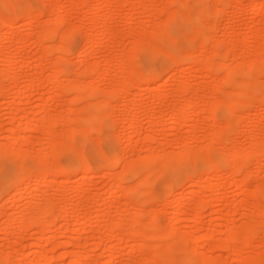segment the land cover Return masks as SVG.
I'll list each match as a JSON object with an SVG mask.
<instances>
[{"label": "rangeland", "instance_id": "1", "mask_svg": "<svg viewBox=\"0 0 264 264\" xmlns=\"http://www.w3.org/2000/svg\"><path fill=\"white\" fill-rule=\"evenodd\" d=\"M11 1L16 2L17 8H20L26 2H30L34 6V9L38 7H43V12L38 17H35L36 12L33 11L28 16H25V18L23 17L24 19L19 18L18 20L13 21L10 26H6V25L4 26V23L2 22V20H0V32L2 30V32L4 33V34H0V69L6 68L8 69L7 72L8 73L10 72V74L12 71H13L12 73H15L16 71L17 76L20 75V77H17V79L19 78L18 81L20 82L19 83L17 81L18 86L15 85L16 87L14 86L12 88L11 94L5 96L2 99L4 101L0 107V144L7 146L12 152L16 153V155L21 154V153H23L24 155V153H26L27 157L29 158L28 155L32 154L30 156L32 159L35 157L34 156L35 154L39 153L37 152L39 150L45 151V153L50 152L52 150L51 147L54 146L52 144L53 142H50L47 144L45 140V137L47 138L46 136L47 133L45 134L46 130H43V129L37 130L32 135L31 133L28 132L29 131L28 129L30 127L29 126L30 124L28 123L30 120L37 121L40 119L42 120L44 118L43 115L41 114V109H42V105L44 102L43 99L46 100V103L48 104L47 106L50 110L48 111L50 113H46V116L45 115L44 116L45 117L47 116L48 117H51V116L58 117V121H56L57 124H55L56 126L54 125L55 128L53 129V131H55L54 134L55 135L58 134L60 136L62 134L65 135V133L67 132L65 136L62 135L63 137H67L68 136L67 134L70 133V129L73 128V126H75L71 124L73 122L70 121L71 120L70 118L66 122V117L68 113L69 115H72V112L71 113L70 111L68 112V110L72 109V106H73V109L81 108L79 113L83 114L84 113L83 110L87 109L86 107L88 106L89 101L92 102L89 105H92V107L93 106L96 107L95 103L98 102L97 100H100L102 98H105V99L107 98L109 102H111L112 104L108 105L107 111L109 110L110 111L108 112L107 117L108 115L109 117L107 119L106 124H102V127L104 129H102L101 135L98 134L99 132H94V131L90 132L89 135L82 134V133L80 134L79 132V134L77 133L78 135L75 136V139H77L78 144L82 142L81 143L82 146L80 144L79 146L77 145L81 153L84 152L86 156L89 155L88 156L89 158L92 155V157L90 158V163L92 164L93 167L99 166L98 162L101 163L100 154H104L105 156H110L115 150L118 151V153L122 156L121 157L119 155L121 159V160L119 159L120 162L118 160L119 166L116 165L115 169L111 171L112 172L114 171V173L120 172L121 175L124 174L123 171L125 169L122 171L123 169L122 166H126V165H123L124 164L123 162L125 160L127 161L129 160L133 162L132 160L134 159V161H137V159L139 160V158L145 156L146 154L148 155L150 151H154L153 153L157 152L158 154L162 153L161 151H165L168 153V154L165 153V157L167 155H168L167 157H171L172 152L180 153V151L184 150L183 147L187 145V147L190 146L189 149L188 148L187 149L188 151L190 150V152L188 153L189 155H191V158H192L195 153V152L193 153L194 150H197L198 152L200 151L201 154L203 153V151L204 153L205 152L207 153L208 152L207 146L213 143L212 146L215 145L216 150L212 148L214 150L212 152H215V156H216V151H218L221 148L220 140L216 138L215 141L211 142L210 138L213 136L212 134L214 132L219 131V130H226L229 139L233 140L230 143H232L231 149L233 147L234 152L241 153V154L244 153L246 155L247 153L249 154L248 151L252 152L251 149L256 151L258 148H260V146H261L260 150L263 151L260 153H258L259 151H257L259 155L253 151L255 154L253 153L254 154L253 155L250 153L249 155L251 156L248 155L249 157H246V158H244V156L243 158H239V156L236 157V155L233 154V156H231L232 166L238 165L242 169L241 170L240 168H238L239 169L238 171H240V174L239 172H237V170L236 172L234 171L236 173V174L234 173V175H236V177L234 178H232L233 176L230 177V179L229 177H227L229 176L228 173L230 172V167L225 168L226 166L222 165L224 166V168H221V171L219 174L222 173V175L219 178H217V176L215 175H212L213 172L208 171V173L206 174L209 175L210 177L207 176L206 178H204L205 177V174H204L203 179L205 181L201 179L199 180L198 183H195L192 180H188L190 176H191V179L192 178L196 179L198 175L200 174V172L204 171L202 170V166H205V164L201 163L203 159L200 157L202 156L206 157L208 153L207 154L205 153L206 155L202 154V156L200 155V157L197 156L198 159L199 158L202 159L200 160L201 162L199 161V164L197 163L196 165H192L193 164L192 162H194V158H193V161L191 162L189 161V164L191 163L190 165H188L189 167L188 166L187 167L178 166L177 169L169 171L168 174H170V176H172L171 174H173L174 176L179 178V181H177L173 185L170 191V194L168 195L165 194V188H164L165 181L164 180L155 181L152 186L150 185L151 189H148L150 187L148 185L146 187L145 185L143 186V183H146V182H143V180H142L143 182L142 185L139 187V184L136 183V182H139L138 179H132L133 177H131L130 179L129 178L125 179L123 181H124V184L134 185L136 188L139 187L140 189L138 190H140L139 191L140 194L138 193V191L134 193H138L139 195L142 194V196L146 195L143 193V191H145L146 193V191L148 192V190H151L148 196H146L148 201L144 203L145 205L144 204L141 205V207L143 206L142 210L145 213V217H143V214H142L143 212L141 213L142 214L141 216L143 217L142 223L147 229L149 228L148 231H151V229H154L151 231V233L152 234L156 233L155 234L156 242L155 241L154 242L157 245L159 244L160 247L161 245H163L164 247L165 245L164 241H166L165 237H163V229L165 230L167 226L170 224L171 222L170 220L172 216L171 212L177 205L179 198L182 195L181 193H183L184 200H185L183 209L185 210L186 213H184L183 218L179 222H177L176 227L177 229L180 230L179 232L183 233L184 231L183 234L186 235L187 237L189 235V237L187 240L188 242L184 244L181 248L182 252L180 250L178 251L173 250L175 253H172L173 252L172 249L171 250L168 249L172 246L165 247L166 250L169 251L168 252L169 254L172 253L170 255H173L176 257V259H173L172 261L174 262V264H182L181 259H191L189 257H191L192 252L194 250H197L198 253L200 252L199 254L202 255L203 259L207 258L208 260L199 261V263H197L198 261L195 262V260H189L191 262L187 264H195V263L197 264H248L246 263L247 259L241 260L240 258L244 250L247 251L246 253H248L247 254L248 261L250 258H253V260L251 259L252 261L250 260L249 264H255L257 263L256 261L259 262L257 258L260 259V263L258 264H261V262L263 264L264 263V214H262L263 210L261 211V209H264V200H263L264 198H262L261 200L259 196H257L256 189L259 188L261 185H262L261 187L264 186V99H260L261 95L259 94H258L259 98H256L257 95L253 93L256 90L255 86L253 85L250 87L248 86L249 88L247 87L245 91L249 95V96L247 94L245 95V99L247 96L249 97V98L247 97L248 103L242 106L244 104L243 103L241 104V107L237 106L235 109L230 110L233 113L229 114V110H228V107L230 106L229 103H224L223 105L221 104L220 110L214 113L212 109L213 106L211 107L212 104L214 105V103L212 102L214 99L211 100V97L214 92L215 93L213 95L218 93V90L219 89L221 90L222 88H225V91L224 89H222L223 92L221 91L222 92L221 94H225L226 92H234L235 90L236 91L240 90L241 86H237V85L241 84L243 80L241 78H244L241 76H245V75H242V74L240 75L238 73L240 79L238 78V76H237L238 80L236 79V77L233 78L235 79L236 83L239 80H241V82L239 81L240 83H237V85H235L236 83L233 85L230 83H228L229 85H225V82L228 79L227 76H226L227 79L224 80L225 82H222L223 79L226 78L224 75H228L227 74L228 72H226L228 70L226 69L228 68L229 65H230V70L235 71L234 68L236 67L238 68V66L240 65L239 63H243V61H248L250 63L246 62L247 63L246 65L249 64L250 67H252L251 63H253V66L256 64L258 66L262 64L263 65L262 68L264 69V60H263L264 59V7L258 11H256L255 9V6L259 2H264V0H224V1L223 0H213V1L210 0L209 1L210 4L208 3L209 5L206 2H204V0L201 2L199 0V3H196V4L194 2L190 3V5L193 6V8H191V10L189 11L190 13H188L189 14L188 19H187L188 21L186 22V27L188 29L185 28L184 23H182L181 21H176L175 24L173 25V31L176 32L178 36L177 40L180 46L179 49L181 48L180 49L181 52L183 50L182 53L184 52L187 53V51L193 50L195 54H198L201 50L200 43L201 44L203 43L202 38H205V37H207L208 39L210 38V42L214 43L215 45L213 44L211 45L210 48H208V52H207L208 55L210 56L212 55L211 53L212 46H216L215 48H217V45H219L218 51L220 52H217L219 55L218 54L216 55V60L220 64L222 63L225 66L221 64L222 66L221 70L217 69L215 70L216 72L211 73L204 66V63L208 61L207 57H209V56L207 57L205 56L206 53L204 56L199 55L197 57L195 55L197 57V60L200 63H202L201 67L200 66L197 67L198 65L194 66L193 64H189L188 62H182L183 64L181 63L179 67L171 66V64H169V61L172 55L170 56L163 55L162 56L163 65L160 69V75L158 78L159 80L158 81L156 80L155 82L156 84L153 83L154 85L153 84L151 85L153 86L152 88L150 86V88L145 89L142 92H140V89L138 88V86L133 87L132 93L128 95L129 97L127 96L122 97L123 96L122 94L116 97L114 95L115 91L113 89L118 91L122 87L124 88L123 85H126L125 84L126 82H130L128 80H130L132 76L128 74L131 73L133 69H134L133 71H136V70L137 71H140V70L148 71L154 68L156 65L155 59H151L152 62L144 61L145 51H143V49L137 54L134 53L135 52L134 47H138V45L136 44L137 40L140 38V40L142 41L143 38L146 39L147 37L148 38L145 40L146 42L149 41L150 39L152 40V38L154 37L153 33L154 32L157 33L158 31L157 29L159 28V25H162V27H164L165 24L163 25V21L164 20L168 21L167 20L168 16H171V15L174 16V14L172 13L173 12L175 13L178 10L179 11L181 10L182 12V8H181L182 4H180V2L175 1L174 3H172L173 0L172 1L171 0H87L86 2H82V0H11ZM182 2H184V0ZM187 2L189 1H185L184 4ZM59 3H61L62 5V8L60 9V13L58 12L60 17L56 14V12L58 11L56 10L57 5H59ZM197 6H198V11L196 9ZM205 6L206 7L209 6L208 11H211V10L212 11L208 12L205 15L201 14L203 16V18H201V16L199 17L198 15L204 11ZM200 8H202V10ZM199 9L201 10V12ZM4 13L8 15L6 11ZM196 16H198L199 18L197 17L196 19ZM57 17H59V19L62 18V20L58 21ZM101 20H103L102 23L106 25V26L104 25V27L108 28L109 32H108V29H104L103 27H101L100 29V26L97 25L98 22H101ZM202 26H204L203 33L199 34L197 32L196 33L194 32L195 29H198L199 27H202ZM49 27H54L55 31L58 30V34L56 33L57 34L56 39L52 41L50 40L51 42L45 40V38L46 39L51 38L49 37L50 35L46 36L43 33L42 37L40 36L42 33V29L49 28ZM54 28H52V30ZM102 28L104 29L103 31H102ZM70 30L72 31L71 35L73 36V40L69 41V37H68V40H66L65 38L67 42L64 41L65 43L62 44V42L59 40V37L60 36L61 38L64 37L63 32L67 31L65 33L67 34V33H70ZM110 30H113L112 31L114 32L113 35L109 34ZM190 30H192L193 32L190 33L191 32ZM59 32H61L62 34H60ZM183 33L186 34V36L188 34L189 36H191L192 34L196 35V38L194 41H191V42L187 41L186 40L187 38H185L186 36H184ZM38 35L42 39L44 35L46 36V37L44 36L43 45H42L43 42L40 43L43 40L42 39L39 40ZM85 36L87 37L89 36L88 38H90L92 42L88 43L87 42L88 39ZM70 39L72 38L70 37ZM160 39H161V42H166V39H168V37L163 35V37H160ZM151 40L148 42V45H150L149 43L151 42ZM145 41L143 42L144 44H145ZM211 43H208V45L210 46ZM56 44L58 45V47L59 45L65 46V48L67 47L66 51H64L66 53L64 54L60 51H57ZM47 45L48 46L50 45V46L47 47ZM65 48L63 50H65ZM47 50H50V51L52 50V51L47 52ZM55 51H57L58 53ZM46 52L48 54L50 53L48 57L49 59H46L47 58L45 56L47 55ZM82 52H85V53L81 55ZM54 53H57V54L54 55ZM125 53H128V55H130L131 53L130 56L134 58V59L131 58V60L129 61L127 60V63L124 62L125 64H128L126 66L125 64L121 65V62H120L121 60L123 62V59L121 58L123 57ZM57 55L58 56L60 55L62 57L60 58ZM12 56H13V59H16V61L9 62V58ZM260 57L262 58V60L260 59ZM55 59L59 60L58 62L61 61L64 63L63 65L61 64L58 65V67L60 66L59 70L60 68L63 70L65 69L69 71L72 70L71 74L73 75L79 74L78 79H81V81L85 82V86H87L88 84H91L90 82H92V80L95 82V84L98 83L96 86L98 89L96 88L95 89L97 91H101L102 94L104 93L103 96L99 92L100 94L98 95L97 93H95L96 96L92 94L94 98L93 97L91 98V95L90 96L88 95V93H90V90H88L86 94L91 98L90 100L87 98L88 100H84V101L80 100V102L77 101L75 104L73 103L74 101L72 100V106H68L67 102L75 93L69 94L70 93L69 92L65 94L66 91H64V94L60 93L62 90V87L66 88L67 84L70 82L69 81L70 79L66 80L67 78L66 79L64 78V79L58 80L57 78V81H56L55 79L58 75L55 74V76L53 75L54 77H52V74L54 73L53 70L55 69H53V67L51 66H53L52 63L54 62ZM130 61L133 62L132 64L134 66L131 64ZM103 62H104V65H103ZM96 63H98L99 66L101 65L102 68L103 66L105 68L107 67L109 68L108 69L109 72L107 76H105V78H101V79L99 77L97 78L98 76L97 72L95 73V75L92 74L94 77L90 75L92 76V78L89 75H88L89 77L85 76V74L82 75L83 74L82 72L85 71V69L88 68V66H91L92 64L94 66V64ZM118 63L120 64L119 67L117 66ZM98 64H96V66ZM227 64L229 65L227 66ZM231 65H233V68L231 67ZM260 66H259L260 68L259 70H261ZM101 67H99V71H101ZM121 67L123 69V72L121 70ZM118 68H120L122 74H120V71ZM85 72H87V69ZM262 72L260 73L258 71L257 73L263 76L259 77L260 79L257 77L256 78L263 83L264 73ZM76 75L74 77H76ZM232 77H234V75H232ZM51 79H54L56 83L54 82V80H51ZM247 79L248 77H246V80ZM181 81L188 82V89L185 88L187 90H184V88L181 89L184 91L177 89L178 87L177 85H179L178 83ZM253 81H256V80L252 79L251 82ZM3 82L8 85L11 84L10 79L8 80L5 79L3 80ZM29 82L34 83V84L37 83V85H35L37 87L26 90V85L29 84ZM83 82L82 84H84ZM72 83L74 82H70L69 84H72ZM197 86H200L196 89H198L201 92L198 93L200 95H196V97L194 98V94L192 96L191 92L194 93L193 91H195L196 89L193 90V88ZM217 88L219 89L216 90ZM19 90L24 91V94H23L24 97L21 101L15 104V107H13L12 101L14 100V96L16 95L15 93L18 92ZM111 91L113 92L112 95H114L113 98H111L112 95H107V92H110L109 94H111ZM139 92L141 93V95L139 94ZM252 94H255L254 95L255 97H252L253 96ZM74 97L76 98V96ZM85 97L86 96H84V98ZM159 98L162 99L160 104H159ZM126 102H130L131 105L129 106V108L125 107ZM207 102L209 103L212 102V103L209 104ZM186 103L187 104L191 103L190 105L188 104L189 109L185 108L187 109V111L186 110L184 111V118L186 120H184L183 117L178 118L177 120L173 118V115L177 113L176 111H178L179 107H181L182 104H186ZM69 105H71V103ZM111 106H114L115 110H113ZM88 108L91 110L90 106H88ZM128 109L131 110L130 114H128L129 112H127L129 111ZM87 111L88 109L86 110V113ZM193 111L195 112L193 113ZM188 112L191 115V119L189 118L187 119V117H190ZM51 113L54 115H51ZM113 113H117L116 115L118 117L114 115ZM88 114L80 115V116L87 117L89 116ZM133 114L138 115L137 116L138 121L140 120L139 121L140 123L138 122V125H139L137 129L138 132L136 130L135 133H134V130L132 131V128L131 129L128 128L129 124L127 121V118H130V117L132 118L134 116ZM21 115H24V121L22 122V124L20 123V120H19L21 118L20 117ZM69 115L68 117H72ZM76 116L77 115H75V117ZM75 117L73 119H75ZM114 117H115V120H113ZM231 117H232V120H230ZM155 118H157V120L161 118L160 122L153 124V120L157 121ZM192 119L194 123V125L192 124L193 126L191 125L192 122H189ZM76 120H78V118H76ZM226 120H227V123H225ZM69 121L71 123H69ZM229 122H231L232 124ZM81 123H83V120L75 122L76 126H79ZM80 126H82V124ZM225 127H229V128L226 129ZM116 133H118V135ZM97 134L99 137L97 136ZM12 135L13 137L17 139L20 138V136L22 137L26 136L27 138L28 137L29 138L28 140L27 138L26 140L24 138L23 142L10 143L11 140L9 141V138ZM82 135L85 136L86 140L83 138L84 136ZM89 136L92 137V139H89L90 138ZM255 137L258 140H254L256 139ZM96 140L98 142L97 146H95L96 143H93ZM259 140H262L260 141V143L262 142L263 144H260L258 142L260 146H258V144L255 145L254 143H256ZM253 144L255 145V147H252ZM256 146H258V148H256ZM83 147H84V151L82 152L83 149L81 150V148ZM96 147H99L101 149H97ZM151 148L152 149L154 148L155 150H152ZM148 149H150V151ZM31 150L32 151L34 150V152H32ZM223 150L225 151V149ZM223 150L222 152L219 151V153H223ZM28 152H32V153L28 154ZM96 154H97L96 156L97 158L95 157ZM156 154L154 155L156 156ZM178 154H176L175 156H177ZM219 155H222V154H219ZM66 156L68 155L66 154L61 159L62 163H66V161L68 160V157ZM212 156L207 155L206 158L208 159V157L210 158ZM50 158L54 160L52 156ZM122 158H123V161H122ZM206 158L204 159L207 161ZM32 159L30 160V162H29V159L27 160V162L25 161V165L27 166V164L28 165L31 164L33 162ZM6 160L7 158H3L2 161H0V198L1 199L4 198L3 201L0 203V212H2L0 215L1 217L4 215L3 218H0V228H1V224H2V227L4 226L3 223H5V225L7 224V218H9L8 215L10 212L13 213V211H15V214L18 215L24 210L22 206L23 204L25 203L33 204L34 203L36 204L35 206H37V204L39 206L42 204L41 206H43L45 201L43 202L42 200H40V198H42L43 196H46L48 198H51V196H55L57 197L56 198V201H57L58 197H61V199L63 198V195H61L62 190L60 188L68 187L70 191L67 190V192L69 191L68 192L69 195H67L68 196L67 199L69 200L70 198L71 199L74 198L75 201H73L74 199L70 201L73 202V205L77 204L76 207L78 206L77 207L78 209L75 206H73V208L70 207V209L75 210V211L77 209V211L80 212L81 215L77 211L76 212L75 211L72 212V210L70 211V215L73 213L72 214L74 217L73 219L75 218L78 219V221H76V219L75 220L69 219V222L71 224V225L69 224L70 230L66 226L65 227L64 226L62 227V225L60 226L62 221H65V220H63L62 218H61L62 220L58 219L60 221H57L58 223H56V226H55L56 227L55 230H57L55 231L56 236H57L56 238L57 241L59 238H60L59 240L64 238L65 242L70 239H72L71 241H73V239L75 238L74 237L75 231H76L75 227H77V223L79 222L78 224H81L80 236L82 238V241L86 242L88 245L86 246L87 249L86 248L83 249L84 250L83 252L84 254H86V258H87L85 259L86 262L84 261L85 262L84 264H103L105 263L110 258V256H108V253H109L108 248L111 245L116 246V258L113 264H151L153 263V261L148 260L150 258L148 257V255L150 256L149 254L150 250H148L149 253H147V250L145 249L144 251L143 250L136 251L137 244L141 243L140 239L137 240L138 243L137 241L135 242L137 238L133 237L135 239L134 240L133 238L129 236L126 239L128 240L131 238L132 239V240L130 239L131 241L130 240L127 241L126 239H124L126 236H123L124 238L121 237L120 238L121 241H119V237H116L118 238V241L116 240V238L109 239L108 235L111 234V231L109 230H106L104 232L105 234L102 233L103 235H105L102 237L107 238L109 240L107 242V240L105 239L106 240L105 242L108 243V245L104 243L105 244V245L103 244L104 246L102 247L99 246L100 249L98 247L95 248L96 246L95 242L96 241L99 242L100 241L99 236H101L100 235L101 233L98 230L99 228L98 226L99 224L101 225L104 222L103 216H100V218H98L99 216H97V214L98 215L104 214L102 212H105L108 207L112 206L109 209L112 210L111 215L113 214L112 217H114L113 219H111L113 223L110 220L111 221L109 222L110 225H114L117 222H126L129 225L132 223V222L129 223L131 216H129V218L126 217L125 221H124V218L123 220L119 219V218H122L120 217L121 212L123 211L121 210V208L126 210L125 209L126 207H127V211H128V208L131 207V209L129 208L130 211L128 212L129 213L131 212L135 220H138V219L142 220L140 218L141 217L140 215L138 216L137 214H133V212L135 213L136 209H132V206L134 208L136 204L131 206V201L137 196V194H135V196L132 197L130 196L132 192L129 194L127 191H124V190H117V191L112 192L111 190L112 186L117 184L118 181L122 179L116 181L117 179L116 176L113 177L112 175L103 177V174L108 171L107 168L101 165L100 167H98V171L96 170L94 174L92 171H90L88 175L83 174V173L79 174V172H75L71 174V176L68 178L69 180L67 181H65L66 178L63 175L55 176V174L53 173L48 176V180L45 181L46 183L44 182V184L38 183V180H40L39 176L38 177L32 176L33 178L31 177V179H29V181L27 180L28 182L25 183L24 192L19 193L23 185L18 184V186L16 185V187H14V189L11 190L10 192L11 194L7 195L4 193L5 183L7 180L12 178L13 175H15V173L17 174L20 168L17 169L18 167L16 165L15 167L11 168L9 165V162H7L8 160L7 161ZM53 160L51 161L54 164ZM143 160L141 158L139 162L142 163ZM195 160L197 159L195 158ZM55 162H56V159H55ZM94 163L96 165H94ZM200 163L202 165H200ZM238 166H236V168ZM141 169H140L141 172L147 171L146 168L145 169L141 168ZM230 173H233V172L231 171ZM90 174H92L93 177H90L89 176ZM247 174L250 175L249 179L246 177ZM141 175L145 176V174L143 173ZM119 176L120 175H118V178H121ZM213 176H215V178ZM243 176L246 177L247 179L244 178ZM3 178H6V179H4L3 181L1 180ZM232 179L234 181H232ZM206 181H209L210 183L214 182V184L220 183L219 187L221 188V190L219 187H218V191L216 189L214 191L213 189L207 188L205 186L207 185L205 184L207 183ZM241 183L242 184L245 183L243 184L244 186H242ZM58 187H60L59 188L60 191ZM55 188L58 189L57 190L58 194ZM192 190H197L198 192V193H194V195L197 194L194 197H192L193 195V193H191ZM80 194H82L84 197H82ZM13 195L15 196L14 198H13ZM139 195L137 196L138 199H139ZM217 195H220V196L217 197ZM75 197H77V199ZM146 197H144L145 199L144 198L142 199L140 196L142 201L140 200L139 201L141 203L145 202ZM185 197L187 198L185 199ZM167 198H169V200ZM165 199H167L168 201L167 200L166 201L169 202L168 207L165 205V203H167L165 202ZM52 200H55V198ZM129 200L131 201L129 202ZM201 200H205L209 202V205L204 208H201L202 217L200 219L202 223L200 224V226L202 227L200 228L198 227L200 229L199 230L197 228V224L199 222H196V220L195 221L193 220L194 219L193 214H195V211L197 210L196 204H198ZM106 204L107 205L111 204V206L110 205L107 206ZM117 206H119L120 208L119 207L116 208ZM79 207L82 209H79ZM136 207H138V205H136ZM97 209H99V211ZM159 209L161 210L165 209V212H166L163 214V217L161 218V220L156 219V215H158V212H159L157 210ZM119 210H121V212ZM153 212L155 213V218L152 215ZM76 213H78V215L80 216H84L83 218L87 217L88 220L89 218L91 219L90 221H88L86 218L85 220L87 221L85 223H81L82 222L81 220L83 218H81L80 216H76ZM15 214L13 213L12 215H15ZM74 214L76 217L74 216ZM159 214L161 213L159 212ZM34 216H36V214H34ZM78 217H80L81 220ZM85 220L83 219V221ZM150 220L154 222L156 221L155 224H157V226L156 225L154 226V222L151 225ZM213 222L218 223L216 227H214L215 225H213ZM230 223H232L233 229L237 230L236 232L238 233V235L240 233L239 235L240 237L242 233L245 236V238L249 240L250 246H251L249 247V251H248V248H246L247 250L244 249L245 246H243L244 244L242 242L244 239L243 238L240 239V237H238L235 244L233 243L234 245L232 246V248L231 247L227 248L223 245L227 237L226 236L227 226ZM140 224L138 223V226ZM156 228H159V229H156ZM94 229H95L94 233L91 232ZM34 230L37 235L32 233ZM36 230L37 228L35 226L34 228L32 227L31 230L27 232V235H26L27 240L25 244L28 243L30 245L33 243L34 245L40 242V244L39 243L38 244L41 247L39 245L38 246L40 249H42L45 252L47 249L51 248L52 246V245H48L46 247L47 249L45 248V246L48 244L47 242H45L46 241L45 239L48 238L46 237L47 232L43 233L44 236H41L40 234L42 233L38 234ZM63 230L66 231V233L63 232ZM83 230L84 231L87 230V231L84 232ZM96 230H98V232ZM64 233L65 235L66 234L67 235L66 236L63 235ZM0 234H2L0 235L1 236L0 238L2 239L0 241V244H1L0 256H2L4 252L7 251L6 250L8 248L7 243L9 242L8 239H9V236H12V235L11 234L9 235V233L7 232L3 234L1 230H0ZM91 234L93 235V237ZM205 234H213L214 237H216V241L217 242L220 241L219 244L217 243L218 244L217 245L215 242L210 243L211 241L209 242L204 241L205 243L203 244L197 243V241H199L198 239L202 235H205ZM31 235L34 238H31L30 237ZM35 235L36 237L40 236L39 238L40 239L43 238V240L42 241L36 240ZM60 235L62 237H60ZM70 235H72L73 238ZM88 235L89 236L91 235V236L89 237ZM191 235H193V237ZM2 237H5V238L8 237V238L3 239ZM189 238H191V240ZM33 240L35 242L37 241L38 242L34 243ZM115 240L117 243L123 246H120L114 243ZM61 241H63V239ZM144 241L145 240H143V242ZM152 242L153 241H149L150 244ZM43 243L44 244L46 243V245L44 246ZM220 243H222V245ZM176 244L178 246L179 242ZM14 245H12L13 248L11 247L12 250L10 249L11 256H13L11 257L12 261H15L14 264H17V263L26 264L27 262H30L28 264H37L38 261L37 262L35 261L38 258L33 257V255L36 256L37 254H34L33 251L40 253L39 252L40 249L38 247H35L34 245L35 247L34 248L33 245H30L31 247H33L31 248L29 247V245H27L28 248L27 246L24 248L26 250H23V248L18 250L16 249V246L17 248L18 247L21 248V246H18V245L14 246ZM65 246H67L65 249L63 246V247H60L59 249L56 248V251L55 249L54 250L50 249L49 252L47 253L49 255V258L51 259H48L47 257V260H49L51 264H69L71 257L67 254L64 255L63 250L64 251H68L69 249L71 250V248L74 246H72V244L71 245L67 244ZM193 248H196V249H193ZM15 249L16 251H14ZM105 249L108 252L105 251ZM166 250L164 251L161 250L160 252L163 251L162 253L164 254V253H167L165 252ZM21 251L25 252V254ZM27 252L30 255V256L29 255L26 256V257H29L28 259L25 258V255L27 254ZM21 253H23L24 256ZM80 253H81V249H77L75 253V257L77 258ZM21 255L24 257V258L22 257L23 259L21 258ZM29 259H31V261ZM160 259L162 260L163 257L157 258V261ZM201 259L202 258H199V260ZM43 262H46V261L44 260ZM12 263H9V264H12ZM163 263L167 264L166 262H163ZM153 264H158V263L156 262Z\"/></svg>", "mask_w": 264, "mask_h": 264}, {"label": "bare ground", "instance_id": "2", "mask_svg": "<svg viewBox=\"0 0 264 264\" xmlns=\"http://www.w3.org/2000/svg\"><path fill=\"white\" fill-rule=\"evenodd\" d=\"M87 0H82V2H86ZM172 1V0H171ZM175 1H178V2H180V4H182L181 5V8H182V12H181V10L178 12L177 10V12H171L172 14H174V16H168L167 17V20L168 21H166V20H164L163 21V25H164V27H162V25H159V28L157 29L158 31H157V33H153L154 34V37L152 38V40H151V42L149 43L150 45H148V42L150 41H145L146 39H142V41L140 40V38L137 40V42H136V44L138 45V47H134V49H135V54H137V53H139L140 51H142V49H143V51H145L144 53V61H151V59H155V61H156V65H155V67L154 68H152V69H150V70H148V71H133L132 70V72L131 73H129L128 71V75H130V76H132L131 77V79L130 80H128V81H130V82H126L125 84L126 85H123L124 86V88L122 87H120L121 89H119L118 91H116L115 89H113L115 92H114V95L117 97V96H119V95H123L122 97H129L128 95H130V93H132V88L133 87H136V86H138V88L140 89V92H142L143 90H145V89H148V88H150V86L153 84V83H155L156 82V80L158 81L159 79V75H160V69H161V67H162V65H163V55H168V56H170V55H172L171 57H170V61H169V64H171V66H177V67H179L180 66V64L182 63V62H188L189 64H193L194 66H197V67H201V65H202V63H200L198 60H197V57L200 55V56H204L205 55V53H206V57L207 56H209V57H207V62L206 63H204V66H205V68L206 69H208L211 73H214V72H216L215 70H217V69H220L221 70V68H222V66H221V64L216 60V55L218 54L217 52H220V51H218L219 50V45H217V48H215L216 46H212V51H211V53H212V55L210 56V55H208V48H210L211 47V45H213L214 43H211L210 42V38L208 39L207 37H205V38H202V40H203V43L201 44L200 43V48H201V50H200V52L198 53V54H195V52L193 51V50H191V51H187V53H182L183 52V50H182V52H181V48L179 49V44H178V36H177V33L176 32H174L173 31V25L175 24V22L176 21H181L182 23H184V26H185V28H187L186 27V22L188 21L187 19H188V13H190L189 11L191 10V8H193V6H191L190 5V3H192V2H194L195 4L196 3H199V0H184V2L185 1H189V2H187V3H185L184 4V2H182L183 0H173L172 1V3H174ZM201 1H203V0H200V2ZM209 1L210 0H204V2H206L207 4L209 3ZM213 1V0H212ZM224 1V0H223ZM210 4V3H209ZM208 4V5H209ZM211 4H212V2H211ZM179 7V6H178ZM209 7V6H208ZM208 7H206L205 6V9H204V11L202 12V13H200L201 12V10H202V8H200L199 10H200V14L198 15L199 17L201 16V18H203V16L201 15V14H207L208 12H211V11H208L209 9H208ZM211 7V6H210ZM264 7V2H259L256 6H255V9H256V11H258V10H261L262 8ZM62 8V5H61V3H59V5H57V9L56 10H58L57 12H56V14L60 17V15L58 14V12L60 13V9ZM178 9V8H177ZM197 11H198V6H197ZM255 9H254V11H255ZM7 12L8 13V15L6 14V13H4V12ZM33 11H35L36 12V15H35V17H38L42 12H43V7H38V8H36V9H34V6L30 3V2H26L23 6H21L20 8H17V4H16V2H12L11 0H1L0 1V20H2V22L4 23V26L6 25V26H10L11 25V23L13 22V21H15V20H18L19 18H22V19H24L25 18V16H28L31 12H33ZM177 13V14H176ZM211 14V13H210ZM198 16H196V19H197V17ZM207 16H209V15H207ZM24 17V18H23ZM59 17H57L58 19V21H60V20H62V18H60L59 19ZM198 17V18H199ZM205 17V16H204ZM102 21L103 20H101V22H98V24L97 25H99L100 26V29H101V27H103L104 29H108V28H106V27H104V23H102ZM180 22V23H181ZM100 23V24H99ZM102 23V24H101ZM157 24V23H156ZM155 24V25H156ZM157 25V26H158ZM199 25H201V24H199ZM106 26V25H105ZM2 27V26H1ZM98 27V26H97ZM162 27V28H161ZM49 28H50V30H49ZM49 28H44V29H42V33H41V37H42V34L44 33L46 36H49V37H51V38H48V39H46L45 38V40L46 41H52V40H54V39H56V35L58 34V30H56L55 31V28L54 27H49ZM52 28H54L53 30H52ZM99 28V27H98ZM102 28V31L104 30ZM99 29V30H100ZM188 29V28H187ZM45 30V31H44ZM161 30V31H160ZM196 30V31H195ZM194 30V32L196 33H203L204 32V26H202V27H199L198 29H195ZM47 31V32H46ZM48 31H50V32H48ZM54 31V32H53ZM69 31V30H68ZM101 31V30H100ZM113 30H110V35H113V33L114 32H112ZM191 32L190 33H192L193 31L192 30H190ZM46 32V33H45ZM67 31H65V32H63L64 34V37H62L61 38V36H60V34H62L61 32H59L60 34H59V40L62 42V44H64L65 42H67L66 40H68V37H69V41L70 40H73V36L71 35L72 34V31L70 30V33H67V34H65ZM108 32H109V29H108ZM57 33V34H56ZM74 33V32H73ZM0 34H4L3 32H2V30H1V32H0ZM40 34V33H39ZM184 34V33H183ZM44 35V36H45ZM88 35V34H87ZM152 35V34H151ZM150 35V36H151ZM163 35H165L166 37H168V39H166V42H161V39H160V37H163ZM181 35V34H180ZM39 35H38V38H39V40H41L42 38L40 37ZM44 36H43V39H44ZM45 36V37H46ZM55 36V37H54ZM184 36H186V34H184ZM70 37L72 38V39H70ZM88 40H87V42L88 43H91L92 42V40L90 39V38H88L87 36H85ZM53 38V39H52ZM62 40H61V39ZM65 38H66V40H65ZM185 38H187L186 40L187 41H194L195 40V38H196V35H191V36H189V34L185 37ZM42 39V40H43ZM155 39V40H154ZM206 39V40H205ZM91 40V41H90ZM205 40V41H204ZM38 41V40H37ZM50 41V42H51ZM59 41V42H60ZM65 41V42H64ZM68 41V42H69ZM136 41V40H135ZM139 41V42H138ZM141 41V42H140ZM145 41V44L143 43ZM40 42V41H39ZM43 42V43H42ZM199 42V41H198ZM40 43H42V45L44 44V40L43 41H41ZM46 43V42H45ZM146 43H147V45H146ZM208 43H211L210 44V46L208 45ZM143 44V45H142ZM199 44V43H198ZM50 45H51V43H50ZM49 45V46H50ZM57 45V44H56ZM136 45V46H137ZM146 45V46H145ZM189 45V44H188ZM202 45V46H201ZM215 45V44H214ZM45 46V45H44ZM48 45H47V47H49ZM143 46V47H142ZM182 46V45H181ZM199 46V45H198ZM209 46V47H208ZM62 48V50H61V48ZM56 50L57 51H60V52H62V53H66V52H64V51H66V49H67V47L65 48V46H61V45H59V47H58V45L56 46ZM58 48H60V49H58ZM65 48V50H63ZM199 48V49H200ZM53 49H55V48H53ZM52 49V50H53ZM137 49V50H136ZM51 50V51H52ZM50 50H47V52H51ZM57 51H55V52H57ZM130 51V50H129ZM128 51V52H129ZM198 51V50H197ZM46 52V54L47 55H45L47 58L46 59H49L48 57H49V54ZM54 52V51H53ZM52 52V53H53ZM58 53V52H57ZM57 53H54V55L55 54H57ZM83 53H85V52H82L81 53V55L83 54ZM61 54V53H60ZM130 55H131V53H130ZM130 55H128V53H125L124 55H123V57L121 58V59H123V62H122V60L120 61L121 62V65L122 64H125V63H127V60L129 61V60H131V58H132V56H130ZM133 55V54H132ZM197 57H196V56ZM219 55V54H218ZM44 56V57H45ZM58 56V55H57ZM56 56V57H57ZM58 57H62V56H58ZM136 57V56H135ZM205 57V58H206ZM15 58V57H14ZM209 58V59H208ZM132 59H134V58H132ZM135 59H137V58H135ZM259 59V58H258ZM260 59L262 60V58L260 57ZM259 59V60H260ZM259 60H258V62H259ZM264 60V59H263ZM10 61H16V59H13V56L12 57H10L9 58V62ZM59 60H54V62L52 63L53 64V66H51V67H53V69H55V70H53L54 71V73L52 74V77H54L55 76V74L56 75H58L59 77H61V78H59L58 76L56 77V81H57V78H58V80L59 79H66V80H68V79H70L69 81L70 82H74V83H72V84H67V86H66V88H63L62 87V90H61V92H60V90H59V92L62 94H64V91H66L65 92V94L66 93H69V94H72V93H75V94H73V96L69 99V101L67 102V105L68 106H72V100L74 101L73 103L75 104L77 101H79L80 102V100H82V101H84V100H90L92 97H93V95L92 94H94L95 95V93H97V95L98 94H100L101 93V91H97L96 89H98L96 86H97V84H95V82L92 80V82H90L91 84H88L87 86H85V82H83V81H81V79H78L79 77H78V75H76V77H74L75 75H73V74H71V71H69V70H63V69H61L60 68V70H59V67H58V65L59 64H61V65H63L64 63L63 62H58ZM133 61V60H132ZM217 61V62H216ZM106 62V61H105ZM125 62V63H124ZM131 62V61H130ZM152 62V61H151ZM250 63V62H248V61H243V63H239L240 65L238 66V64H237V66H238V68L236 67V68H234L235 69V71L233 70H230V65L229 64H227V66H228V68L227 67H225V68H227L226 70H228V71H226V72H228L227 74L229 75H224L225 77L227 76L228 77V79H227V77L226 78H224L223 79V81L222 82H225L224 80L225 79H227L228 80V82H227V80H226V82H227V84H226V82H225V85H229L228 83H230V84H235L236 82H235V79H233V78H235L236 77V79H237V76H238V78H239V74L241 75H245L246 77H248V79L246 80V77L245 76H241V77H244V78H241V79H245L244 81L242 80V82H241V80H239L240 82H241V84H239V85H237V83H240L239 81L235 84V85H237V86H241L240 87V90L239 91H234V92H226L225 94H221L222 92H223V90L222 89H224V91H225V88H222L221 90L219 89V88H217L216 90H218V93H216L215 95H213L212 94V97H211V100H213L212 102L214 103V105L212 104L211 105V107H212V109H213V111H214V113H216L217 111H219L220 110V106H221V104L223 105L224 103H229V107H228V110H229V114H232L233 112L232 111H230V110H232V109H235L237 106H240L241 107V104H243L242 106H244V105H246L247 103H248V94L245 92L246 91V89H247V87L249 86H255V92H253V93H255L256 95H257V97L256 98H259L258 97V94L259 95H261V97H260V99H264V98H262V97H264V86H263V84H264V82L262 83L260 80H258L257 78H259V77H261V76H263V75H261V74H259V73H257L258 71L261 73L262 72V70H263V72L262 73H264V69L262 68L263 67V65L262 64H260V65H262V66H260L261 67V70H259L260 68H259V66L256 64V65H254L253 66V63H251L252 65V67H250V65L248 64V65H246L247 63ZM257 62V61H256ZM58 63V64H57ZM107 63V62H106ZM133 62H131V64H132ZM234 63V62H233ZM245 63V64H244ZM51 64V65H52ZM96 64H98V63H96ZM96 64H94V66H93V64L91 65V66H88V68H86L87 69V72H85L86 71V69H85V71H83L82 73V75H84L85 74V76H90V75H95V73L97 72L98 73V76H97V78L99 77L100 79L101 78H105V76H107V74H108V72H109V68L107 67V65H106V67L107 68H105L103 65H104V62H103V68L101 67V65L99 66V64L96 66ZM183 64V63H182ZM244 64V65H243ZM66 65V64H65ZM126 65H128V64H125V66ZM133 65V64H132ZM223 65V64H222ZM234 65V64H233ZM233 65H231V67L233 68ZM101 67V71H99V67ZM109 66V65H108ZM117 66L119 67L120 66V64L118 63L117 64ZM124 66V67H125ZM134 66V65H133ZM132 66V67H133ZM223 66H225V65H223ZM235 66V65H234ZM241 66V67H240ZM256 66H258V67H256ZM68 67V66H67ZM110 67V66H109ZM202 68H203V66H202ZM224 68V67H223ZM52 69V68H51ZM119 69V71H120V74H122V72H123V69H122V67H121V70H122V72H121V70H120V68H118ZM132 69V68H131ZM174 69H176V68H174ZM7 70L8 69H4V68H1L0 69V107H1V105H2V103H3V101L4 100H2L5 96H7V95H9V94H11V90H12V88L16 85V86H18V79H17V77H20V75L19 76H17V73H16V71H15V73H12L11 72V74H10V72L8 73L7 72ZM177 70H178V68H177ZM207 70V71H208ZM52 71V72H53ZM99 71V72H98ZM85 72V73H84ZM234 73V74H233ZM236 73V74H235ZM239 73V74H238ZM19 74V73H18ZM238 74V75H237ZM54 75V76H53ZM92 75V76H93ZM232 75H234V77H232ZM259 75V76H258ZM88 76V77H89ZM92 76H90L91 78H92ZM94 77V76H93ZM257 77V78H256ZM255 78V79H254ZM5 79H10V82H11V84H5L4 82H3V80H5ZM232 79V80H231ZM240 79V78H239ZM252 79L253 80H256V81H253V82H251L252 81ZM260 79V78H259ZM51 80H54V79H51ZM54 80V82L56 83V81ZM73 80V81H72ZM229 80H230V82H229ZM238 80V79H237ZM260 82H258V81ZM18 81V82H17ZM80 81V82H79ZM31 82H33V81H31ZM51 82H53V81H51ZM82 82L84 83V84H82ZM234 82V83H233ZM251 82V83H250ZM9 83V82H8ZM20 83V82H19ZM221 83V82H220ZM258 83V84H257ZM156 84V83H155ZM179 85H177L178 87H177V89H183L184 88V90H187L188 89V82H186V81H181V82H179L178 83ZM257 84V85H256ZM35 85H37V83H30L29 82V84H27L26 85V90H28V89H30V88H35V87H37V86H35ZM69 85V86H68ZM154 85V84H153ZM15 86V87H16ZM64 86V87H65ZM153 86H151V88H152ZM198 87H200V86H197V87H195V88H193V90L194 89H196V88H198ZM248 87V88H249ZM96 88V89H95ZM185 88H187V89H185ZM214 88H216V87H214ZM213 88V89H214ZM221 88V87H220ZM233 88V87H232ZM245 88V89H244ZM15 89V88H14ZM60 89H61V87H60ZM23 90V89H22ZM22 90H19L18 92H16L15 94V96H14V100L12 101V106L13 107H15V104L16 103H18L19 101H21L22 99H23V97H24V91H22ZM25 90V89H24ZM88 90H90V93H88V95L90 96L91 95V98L86 94V92H88ZM184 90H181V91H184ZM201 90V89H200ZM234 90V89H233ZM232 90V91H233ZM63 91V92H62ZM68 91V92H67ZM92 91V92H91ZM191 91H192V89H191ZM215 91V90H214ZM222 91V92H221ZM229 91V90H228ZM100 92V93H99ZM139 92V94L141 95V93ZM145 92V91H144ZM144 92H143V94H144ZM194 93H192L191 92V94H192V96H193V94H194V98L196 97V95H200V94H198L199 92H201V91H199L198 89H196L195 91H193ZM248 92V91H247ZM106 93V92H105ZM110 92H107V95H112L113 94V92L111 91V94H109ZM220 93V94H219ZM86 94V95H85ZM104 94V93H103ZM103 94L101 93V95L103 96ZM117 94V95H116ZM218 94H219V96H218ZM248 95L247 97H246V99H245V95ZM255 94H252L253 96L252 97H255L254 95ZM114 95H112V97L111 98H113V96ZM59 96V95H58ZM74 96H76V98L74 97ZM84 96H86L85 98H84ZM96 96V95H95ZM105 96H106V94H105ZM213 96H214V98H213ZM73 97H74V99H73ZM84 98V99H83ZM88 98V99H87ZM94 98V97H93ZM193 98V97H192ZM77 99V100H76ZM217 99V100H216ZM44 100V102H43V105H42V109H41V114L43 115V119L41 120H37V121H33V120H30L29 121V123L28 124H30L29 126V133H31V135L35 132V131H37V130H40V129H43V130H46L45 131V134H46V136H47V138L45 137V140H46V142H47V144L48 143H50V142H53L52 144L54 145H52L53 147H51V151L50 152H46L45 153V151H42V150H39V151H37V152H39L38 154H35L34 156V158L32 159L30 156L32 155H28L29 156V158L27 157V155H26V153H24V155H23V153H21V154H18V155H16V153H14V152H12L7 146H5V145H3V144H0V161H2V159L3 158H7V162H9V165H10V167L11 168H13V167H15V165L18 167L17 169H19V172L16 174L15 172V175H13V177L12 178H10L9 180H7L6 181V183H5V194H11L10 192H11V190H13L14 189V187H16V185L18 186V184L19 185H23L22 187H21V191L19 192V193H22V192H24V190H25V183L26 182H28L29 181V179H31V177L32 176H39V178H40V180H38V183L39 184H44V182L45 181H47L48 180V176L49 175H51V174H55V176H59V175H63L65 178H66V180L65 181H67V180H69L68 178L71 176V174H73V173H75V172H79V174L80 173H83V174H86V175H88L89 173H90V171H92L93 172V174L96 172V170L98 171V167H100L101 165L103 166V167H105V168H107L108 169V171L107 172H105L104 174H103V177L105 176H116V181H118V180H120V179H122V180H120V181H118V183L117 184H115V185H113L112 186V188H111V190H112V192L113 191H117V190H124V191H127L128 192V194L129 193H133V195H132V193L130 194V196H135V194H137V196L140 194V190H138V189H140L139 187L142 185V183L143 182H146V183H143V186L145 185V187L148 185V186H152L153 184H154V182L155 181H157V180H164L165 181V183H164V188H165V194L166 195H168V194H170V191H171V189H172V187H173V185L177 182V181H179V178H177L176 176H174L173 174H171L172 176H170V174H168L169 173V171L170 170H174V169H177L178 168V166H180V167H187L188 165H190L189 164V161L191 162V161H193V158H194V162H192L193 164L192 165H196L197 163L199 164V161L200 160H202L203 159V161L201 162V163H203V164H205V166H202V170H204V171H202V172H200V174L198 175V177L196 178V179H191V176L189 177V179L188 180H192V181H194L195 183H198L199 182V180H201V179H203V176H204V174H205V177L204 178H206L207 176H209V175H207L206 173H208V171L209 172H213V174L212 175H215V176H217V178H219V177H221V175H222V173L221 174H219L220 173V171H221V168H224V166H226L225 168H229L230 167V172L232 171L233 173H228L229 174V176H227V177H229V179H230V177H232V178H234V177H236V175H234V173L236 172V170H237V172H239V174H240V171H238L239 169L238 168H240L241 169V167H239L238 165H233L232 166V161H231V156H233V154L234 155H236V157L237 156H239V158H243V156H244V158H246V157H249V156H251V155H249L250 153L251 154H253L254 152L256 153V154H258V153H260V152H263V151H261L260 150V148H261V146H260V144H263L262 142L260 143V141H262V140H259V141H255L256 143H254L255 145L256 144H258V146H260V148H258V146H256V148H258L256 151H254L253 149H251L252 150V152L251 151H248L249 152V154L247 153L246 155L244 154V153H236V152H234V149H233V147H232V149H231V144L232 143H230L231 141H233L232 139L230 140L229 139V137H228V134H227V131L226 130H219V131H216V132H214L212 135V137L210 138V141L212 142V141H215L216 140V138L218 139V140H220V149L218 150V151H216V156H215V152H212V151H214V150H216V148H215V145H213L212 146V144L213 143H211L210 145H211V147H210V145H208L207 147L209 148H207V150H208V156L210 155V156H212V157H208V159L206 158L207 157V155L204 153V151H203V155H206V157H203L202 156V154L200 153V151L198 152L197 150H194V149H192V150H194L193 151V153H194V155H193V157L191 158V155H189V153L188 152H190V150L188 151V149H189V147L190 146H188L187 147V145H185L183 148H184V150H182V151H180V153L178 154V153H175V155L176 154H178L177 156H175L174 155V153L172 152V155L174 156H172L171 155V153H170V155H171V157H167L168 155V153L167 152H165V151H161L162 153H157L156 151V153H153L154 151H150V149H148L150 152L148 153V155L146 154L145 156H143V157H141L142 158V163L141 162H139V160H141V158H139V160L137 159V161H134V159L132 160L133 162H131V161H127V160H125L123 163V165H126V166H122L123 167V169H122V171L124 172V174L123 175H121V173L119 172V173H114V171L112 172L111 170H114L115 169V167H116V165L117 166H119L118 165V160L120 159V157H119V153H118V151H114L110 156H105L104 154H100V160H101V163H99L98 162V165L99 166H96V167H93L92 166V164L90 163V158L92 157V155L90 156V158L88 157V156H86L85 154H84V147L83 148H81V150H82V152L83 153H81V151L79 150V144L82 146V142H80L79 144L77 143V139H75V136L76 135H78L79 134V132H80V134L82 133V134H90V132H99L98 134H100L101 135V131H102V129H104L103 127H102V124H106V122H107V119H108V117H109V115H108V117H107V114H108V112L110 111H107V108H108V105H110V104H112L111 102H109V100L106 98H102V99H100V100H97L98 102H96L95 103V105H96V107L95 106H93V107H95V108H93L92 107V105H89V104H91L92 102H88V106H90L91 107V110L88 108V106L86 107L87 109H88V111H87V113H86V110H83L84 111V113L82 114V113H79L80 112V109H78V108H74V109H76V110H74L73 109V106H72V109H73V111H72V109H70V110H68V112L70 111V113L72 112V115H69V113H68V115L69 116H72V117H68V115H67V117H66V122L69 120V118L71 119L70 121L71 122H73V123H71L70 121H69V123H71V124H73V125H75V126H73V128H71L70 129V133L69 134H67L68 136L67 137H63L62 135H64V134H62V135H58L57 133V135H55L54 133H55V131H53V129L55 128V124H57V122L56 121H58V117H56V116H51V117H45L46 116V113H50V112H48V111H50L49 110V108H48V104L46 103V100L45 99H43ZM128 100V99H127ZM210 100V99H209ZM210 100V101H211ZM216 100V101H215ZM244 100H245V102H244ZM71 101V102H70ZM129 101V100H128ZM162 101V99L161 98H159V104H160V102ZM131 102V101H130ZM130 102H126L125 103V107L126 108H129V106L131 105L130 104ZM135 102V101H134ZM212 102H210V103H212ZM71 103V105H69ZM207 103H209V102H207ZM209 103V104H210ZM73 104V105H74ZM158 104V105H159ZM189 104V103H188ZM187 103L186 104H182V106L181 107H179V109H178V111H176L177 113H175L174 115H173V118H175L176 120L178 119V118H182L183 117V119L184 120H186L185 118H184V111L186 110L187 111V109H189L188 108V106L191 104H189L188 105ZM113 105H114V103H113ZM133 105V104H132ZM136 105V104H135ZM228 105V104H227ZM187 106V107H186ZM67 107V106H66ZM111 108H113V110H115L114 109V106H111ZM185 108H187V109H185ZM68 109V108H67ZM117 109V108H116ZM125 109V108H124ZM129 111H127V112H129L128 114H130V112H131V110L130 109H128ZM90 111V112H89ZM118 111V110H117ZM76 112V113H75ZM78 112V113H77ZM88 112H89V114H88ZM112 112H114V111H112ZM111 112V113H112ZM116 112V111H115ZM125 112V111H124ZM192 112V111H191ZM195 111H193V113H194ZM231 112V113H230ZM118 113V112H117ZM117 113H113L114 115H116ZM126 113V112H125ZM134 113V112H133ZM74 114V115H73ZM86 114H88L89 116H80V115H86ZM110 114V113H109ZM188 114H189V116L190 117H187V119L189 118V119H191V115H190V113L188 112ZM228 114V115H229ZM45 115V116H44ZM49 115V114H48ZM51 115H54V114H52L51 113ZM75 115H77L76 117H75ZM119 115V114H118ZM127 115V114H126ZM134 116L131 118L130 116V118H127V121H128V124H129V127L128 128H132V131L134 130V133H135V131L138 129V122L140 121H138V118H137V116L138 115H135V114H133ZM234 115V114H233ZM111 116H113V115H111ZM117 116V115H116ZM21 118L19 119L20 120V123L22 124V122L24 121V115H21L20 116ZM75 117V119H73ZM118 117V116H117ZM117 117H116V119H117ZM233 117V116H232ZM232 117L230 118V120H232ZM76 118H78V120H76ZM113 118V117H112ZM159 118V117H158ZM172 118V119H173ZM242 118V117H241ZM80 119H82L83 120V123H81L82 124V126H76V124H75V122H77V121H82V120H80ZM156 120H157V118H155ZM113 120H115V117H114V119ZM160 120H161V118L160 119H158L157 121H155V120H153V124H155V123H158V122H160ZM244 120V119H243ZM155 121V122H154ZM174 121V120H173ZM114 122V121H113ZM124 122V121H123ZM126 122V121H125ZM189 122H192L191 123V125L193 124L194 125V123H193V119L192 120H190ZM188 122V123H189ZM232 122V121H231ZM231 122H229V123H231ZM243 122V121H242ZM127 123V122H126ZM140 123V122H139ZM225 123H227V120H226V122ZM111 124H112V122H111ZM232 124V123H231ZM55 125V126H54ZM192 125V126H193ZM225 125H227V124H225ZM105 126V125H104ZM112 126V125H111ZM189 126H190V124H189ZM77 127H79V128H77ZM126 127V128H127ZM230 127V126H229ZM229 127H225L226 129H228ZM108 128V127H107ZM73 129V130H72ZM78 129V130H77ZM72 130V131H71ZM108 131V130H107ZM131 131V132H132ZM137 132H138V130H137ZM230 132V131H229ZM67 133V132H66ZM66 133H65V135H66ZM78 133V134H77ZM98 134H97V136H98ZM108 134V133H107ZM117 135H118V133H116ZM64 135V136H65ZM92 135V134H91ZM113 135V134H112ZM82 136H84V135H82ZM90 137V136H89ZM99 137V136H98ZM24 138H25V140H26V136L25 137H22V136H20V138H15V137H13V135L12 136H10V138H9V141L11 140V142L10 143H12V142H23L24 141ZM29 138V137H28ZM28 138H27V140H28ZM79 138V137H78ZM84 139H85V136L83 137ZM108 138V137H107ZM256 138V137H255ZM80 139V138H79ZM89 139H92V137H90ZM110 139V138H109ZM45 140H44V142H45ZM48 140V141H47ZM51 140V141H50ZM81 140H82V138H81ZM86 140V139H85ZM98 140V139H97ZM97 140L95 141V142H93V143H96L95 144V146H97L98 145V142H97ZM100 140V139H99ZM254 140H258L257 138L256 139H254ZM80 141V140H79ZM93 141V140H92ZM91 141V142H92ZM90 142V141H89ZM260 144H259V143ZM87 144V143H86ZM252 145V147H255V145ZM78 145V146H77ZM85 145V144H84ZM51 146V145H50ZM87 147H88V145H87ZM86 147V148H87ZM91 148V147H90ZM97 149H101V148H99V147H96ZM120 148V147H119ZM188 148V149H187ZM214 150H213V149ZM255 148V149H256ZM152 149V148H151ZM191 149V148H190ZM212 149V150H211ZM223 149H225V151L223 150V153H219V151H221L222 152V150ZM147 150V151H148ZM152 150H155L154 148L152 149ZM206 150V151H207ZM233 150V151H232ZM32 151V150H31ZM47 151V150H46ZM103 151V150H102ZM102 151H100V152H102ZM121 151V150H120ZM186 152L187 153V155H189V156H187L186 155V153H184V152ZM210 151V152H209ZM254 151V152H253ZM257 151H259L258 153H257ZM32 152H34V150L32 151ZM32 152H28V154H30V153H32ZM164 152V153H163ZM199 154H198V153ZM202 152V151H201ZM233 152V153H232ZM165 153H167L166 155V157H165ZM191 153H192V151H191ZM213 153V154H212ZM217 153H219V154H222V155H219V154H217ZM232 153V154H231ZM236 153V154H235ZM254 153V154H255ZM34 154V153H33ZM68 155V156H66V157H68V160L66 161V163H62L61 162V159L63 158V156H65V155ZM154 154H156V156L154 155ZM238 154V155H237ZM244 154V155H243ZM253 154V155H254ZM37 155V156H36ZM157 155H158V157H159V159H158V157H157ZM187 157H186V156ZM200 155L202 156V157H200ZM249 155V156H248ZM259 155V154H258ZM53 157L54 158V160L53 159H51L50 157ZM97 156V154L95 155V157ZM121 156V155H120ZM196 156V157H195ZM200 157V158H202V159H198V157ZM122 157V156H121ZM157 157V158H156ZM191 158V159H189V158ZM216 157V158H215ZM29 159V162H30V160L32 159L33 160V162L31 163V164H27V166L25 165V161L27 162V160ZM97 158V157H96ZM161 158V159H160ZM195 158L197 159V160H195ZM204 158H206L207 159V161L204 159ZM53 160L54 161V164H53V162L51 161V160ZM55 159H56V162H55ZM121 160V159H120ZM120 160H119V162H120ZM5 161V160H4ZM122 161H123V158H122ZM126 161H127V163H126ZM92 162V161H91ZM126 163V164H125ZM200 163V165H202ZM56 164V165H55ZM121 164V163H120ZM226 164V165H225ZM8 165V166H9ZM94 165H96L95 163H94ZM122 165V164H121ZM120 165V166H121ZM222 165H224V166H222ZM229 165V166H228ZM232 166V168H231V166ZM54 166V167H53ZM56 166V167H55ZM236 166H238L237 168H236ZM7 167V166H6ZM189 167V166H188ZM204 167V168H203ZM102 168V167H101ZM141 168H146V172H141V170H143V169H141ZM198 168V167H197ZM141 169V170H140ZM183 169V168H182ZM208 169V170H207ZM233 169V170H232ZM211 170V171H210ZM242 170V169H241ZM13 171V170H12ZM121 171V170H120ZM235 171V172H234ZM145 174V176H142L141 174ZM231 174V175H230ZM236 174V173H235ZM82 175V174H81ZM118 175H120L119 177H121V178H118ZM60 176V177H61ZM90 177H93V175L92 174H90L89 175ZM144 177V178H142V177ZM215 176H213L214 178H215ZM131 177H133L132 179H138V181L139 182H141V183H139V182H136V183H138L139 184V187L138 188H136L134 185H129V184H124V181L123 180H125V179H130ZM185 177H187V176H185ZM210 177V176H209ZM244 177V176H243ZM246 177L249 179L250 178V175H246ZM246 177H244V178H246ZM33 178V177H32ZM142 178V179H141ZM246 178V179H247ZM4 179H6V178H3V179H1V180H3L4 181ZM140 179H141V181H140ZM211 179V178H210ZM236 179V178H235ZM28 180V181H27ZM142 180H143V182H142ZM204 180V179H203ZM206 180H208V179H206ZM116 181H115V183H116ZM123 181V182H122ZM205 181V180H204ZM209 181H211V180H209ZM209 181H206L207 183H205V184H207V185H205L207 188H210V189H213L214 191H215V189L218 191V187L220 186L219 184L220 183H218V184H214V182H209ZM232 181H234L233 179H232ZM201 182V181H200ZM242 182V181H241ZM245 182V181H244ZM2 183V182H1ZM46 183V182H45ZM246 183V182H245ZM245 183H243V184H245ZM3 184V183H2ZM242 184V183H241ZM242 184V186H244ZM3 186V185H2ZM131 186V187H130ZM151 186L148 188V189H151ZM184 186V185H183ZM262 186V185H261ZM259 187V188H257L256 189V193H257V196H259V198L262 200V198H264V186L263 187ZM63 187V186H62ZM182 187V186H181ZM3 188V187H2ZM60 187H58V189H59ZM206 188V189H207ZM220 188V187H219ZM16 189V188H15ZM58 189H56L55 188V190H56V192H57V190ZM61 190H62V194L61 195H63V198L61 199V197H58V200L56 201V198L57 197H55V196H51V198H48V197H46V196H43L42 198H40V200H42L43 202H44V204H43V206H41L42 204V202L40 203L41 205L39 206L38 204H37V206H35L36 204H34V206H33V204H31V203H25V204H23L22 206H23V211L20 213V214H18V215H16L15 214V211H13V213L16 215H12L13 213L12 212H8L9 213V218H7V224L5 225V223H3L4 224V226L2 227V224H1V228H0V230H1V232L4 234V233H9V235L11 234L12 236H9V239H8V248L6 249L7 251H5L4 252V254L2 255V256H0V263L1 264H9V263H12V264H14L15 263V261H12V258L11 257H13V256H11V252H10V249L12 250V248H13V246L12 245H18V246H21V248L20 247H18L17 248V246H16V249H22L23 248V250H26V249H24L27 245H29L28 243H26L25 244V242H26V240H27V238H26V235H27V232L28 231H30L31 230V228L33 227H35L36 226V228H37V233L39 234V233H42V234H40L41 236H44L43 235V233H45V232H47V236L46 237H48V238H46L45 240V242H47L48 244L46 245V243L44 244L43 243V245L45 246V248L48 246V245H52L51 246V248H49V249H47L45 252L42 250V249H40L39 248V244H40V242H38V241H42L43 240V238L42 239H40L39 237L40 236H38V237H36V232H35V230L32 232V233H34V234H36L35 235V239L36 240H38L37 242L39 243H37V242H35L34 240V243H37V244H34L35 245V247H38L40 250H39V252L40 253H38V252H35V251H33L34 252V254H37L36 256L35 255H33V257H37L38 259H36V261L35 262H37V264H51V262L49 261V260H47V257H48V259H51V258H49V255H48V253L47 252H49V250L51 249V250H54L55 249V251H56V248L57 249H59L60 247H63L64 246V249L67 247V246H65V245H67V244H69V245H71L72 244V246H74V247H72L71 248V250L69 249L68 251H64L63 250V254L64 255H69L71 258H70V263L69 264H84L86 261H85V259H87L86 258V254H84V250L83 249H87V247L86 246H88L87 245V243L86 242H84V241H82V238H81V236H80V230H81V224H78L77 223V227H75V229H76V231H75V235H74V237L76 238V240H75V238L73 239V241H71L72 239H70V240H67L66 242H65V240H64V238H62L63 239V241H61V240H59L58 239V241H57V236H56V233H55V231H57V230H55V226H56V223H58L57 221H60V220H65V221H62V223L63 222H65V223H61L60 224V226L62 225V227L64 226H66L68 229H69V224H70V222H69V219L71 220V219H73L74 217H73V213L70 215V211L72 210V209H70V207H72L73 208V206H75L76 207V205H73V202L72 201H70V200H73V199H71L70 198V196H69V200L67 199L68 198V196L67 195H69L68 194V192L70 191V189H68V187L66 188V187H63V188H60ZM60 189H59V191H60ZM79 189V188H78ZM142 189V188H141ZM67 190H69L68 192H67ZM130 192H129V191ZM220 190H221V188H220ZM219 190V191H220ZM136 191H138V193H134V192H136ZM151 190H148V192L146 191V193H145V191H143V193L144 194H146L145 196L143 195L142 196V194L141 195H139V199H138V197L136 196L132 201L131 200H129V202L131 201V206L132 205H138V207H136V205L134 206V208H133V206H132V209H136V211H135V213L133 212V214H137L138 216L140 215H142L143 214V217H145V213H144V211L142 210V208H143V206L141 207V205H143L144 203H146L148 200H147V197L146 196H148V194H149V192H150ZM199 191V190H198ZM216 191V192H217ZM56 192H55V194H56ZM78 193V192H77ZM141 193H142V191H141ZM191 193H193V195H192V197H194V196H196L197 194H195L194 195V193H198L197 192V190H192L191 191ZM220 193V192H219ZM57 194H58V192H57ZM79 194V193H78ZM182 195H181V197L179 198V201H178V203H177V205L175 206V208L172 210V212H171V214H172V216H171V222H170V224L167 226V228L164 230L163 229V237H165V239H166V241H164L165 242V245H164V247H163V245H161V247L159 246V244L157 245L155 242H156V240H155V234L156 233H151V231L152 230H154V229H151V231H148V229L144 226V224L142 223L143 222V217L141 216L140 218L142 219V220H140V219H138V220H135V218L132 216V214H131V212L129 213L128 211H130V209H131V207H129L128 208V211H127V207L125 208L126 210H124V209H122L121 208V210H123L122 212H121V210H119L120 212H121V216L120 217H122V218H119V219H121V220H123V218H124V221H125V219H126V217H128L129 218V216H131V218H130V222L129 223H131L130 225L128 224V223H126V222H117V223H115L114 225H110V223L109 222H111L112 220L111 219H113L114 217H112L113 216V214L111 215V211L112 210H110L109 208H111L112 206H111V204H109L111 207H108L107 208V210L105 211V212H102V213H104V214H97V216H99L98 218H100V216H103V219H104V222L100 225L99 224V228H98V230H99V232L101 233L100 235L101 236H99V239H100V241L99 242H95V248H99L100 249V247L99 246H104L105 244H107L108 245V243H106L105 241L107 240V242L109 241L107 238H103L102 236H105V235H103L102 233H104L106 230H109V231H111V234H109L108 235V237H109V239H115L116 237H119V241H121V237L122 238H124L123 236H126L124 239H126V238H128V236L129 237H131V238H137L136 240H135V242L138 240V239H140L141 240V243H138V241H137V248H136V251H141V250H143L144 251V249L145 250H147V253H149V251L148 250H150V256L148 255V257H150L148 260H150V261H153V263H158V264H164L163 262H166L167 264H174V262H172L173 261V259H176V257L175 256H173V255H170V254H172V253H175L174 251L176 250V251H178V250H180L181 251V248H182V246L184 245V244H186L188 241V237H189V235H188V237L186 236V235H184L183 233H184V231H183V233L182 232H179L180 230L179 229H177V222H179L182 218H183V215H184V213H186L185 212V210L183 209V205H184V195H183V193H181ZM60 195V196H61ZM71 195V194H70ZM76 195V194H75ZM82 197H84L82 194H80ZM49 196V195H48ZM57 196V195H56ZM80 196V197H81ZM140 196H141V198L143 199L144 197H146V200H145V202H143V203H141L140 201H142L141 200V198H140ZM218 196H220V195H217V197ZM5 197V196H4ZM15 196L13 195V198H14ZM53 197V198H52ZM55 198V200H52V199H54ZM76 199H77V197H75ZM187 197H185V199H186ZM4 199V198H3ZM3 199H1L0 198V203L3 201ZM83 199V198H82ZM81 199V200H82ZM138 200V202H137V200ZM145 199V198H144ZM168 200H169V198H167ZM167 199H165V202H167L168 200ZM84 200V199H83ZM140 200V201H139ZM167 200V201H166ZM264 200V199H263ZM73 201H75V199L73 200ZM135 203H134V202ZM70 202V203H69ZM72 202V203H71ZM141 204H140V203ZM164 202V201H163ZM162 202V203H163ZM169 202H167V203H165V205L168 207V204ZM72 204V205H71ZM79 204H80V202H79ZM78 204V205H79ZM82 204V203H81ZM129 204V203H128ZM83 205H84V203H83ZM107 205V204H106ZM109 205H107V206H109ZM145 205V204H144ZM197 205V207H196V211H195V214H193L194 216V221L196 220V222H199L198 224H197V228L199 227H202V226H200V224L202 223V221H201V208H204V207H206V206H208L209 205V202H207V201H205V200H201L198 204H196ZM130 206V205H129ZM78 207V206H77ZM76 207V208H77ZM81 207V206H80ZM79 207V209H82V208H80ZM83 207V206H82ZM119 206H117L116 208H118ZM141 207V208H140ZM145 207V206H144ZM120 208V207H119ZM124 208V207H123ZM78 209V208H77ZM77 209H76V211H77ZM84 209V208H83ZM86 209V208H85ZM162 209V208H161ZM161 209H159V210H157V211H159L161 214H159V212H158V215H156V219L157 220H161V218L163 217V214L164 213H166L165 212V209L164 210H161ZM167 209V208H166ZM98 211H99V209H97ZM263 210V211H262ZM73 211H75V210H72V212ZM75 211V212H76ZM156 211V210H155ZM154 211V212H155ZM156 211V212H157ZM261 211H262V214H264V209H261ZM260 211V212H261ZM6 212V211H5ZM78 212V211H77ZM86 212V211H85ZM143 212V213H142ZM153 212V216H154V218H155V213ZM2 212H0V214H1ZM4 213V212H3ZM7 213V212H6ZM17 213H18V211H17ZM78 213H80V212H78ZM78 213H76V216H80L81 215V213H80V215H78ZM129 215H128V214ZM142 213V214H141ZM194 213V212H193ZM232 213V212H231ZM34 214H36V216H34ZM131 214V215H130ZM4 216V215H3ZM3 216L1 217V215H0V218H3ZM74 216H75V214H74ZM75 216V217H76ZM96 216V217H97ZM81 218H83L84 216H80ZM80 217H78L79 219H80ZM192 217V218H193ZM62 218V219H61ZM87 218V217H86ZM86 218H83L84 220L86 219ZM6 219V218H5ZM58 219H60V220H58ZM76 219V218H75ZM75 219H73V220H75ZM83 219L80 221L81 223H85L87 220H88V218H87V220H85V221H83ZM90 219L91 218H89V220L88 221H90ZM111 220V221H110ZM134 220V221H133ZM155 220V219H154ZM76 221H78V219H76ZM103 221V220H102ZM127 221H129V220H127ZM151 221V220H150ZM5 222H6V220H5ZM154 221H151V225H152V223H153ZM156 222V221H155ZM155 222H154V226L156 225L157 226V224H155ZM112 223H113V221H112ZM111 223V224H112ZM125 223H126V225H125ZM138 223L140 224V223H142V224H140L139 226H138ZM73 224V223H72ZM127 224H128V226H127ZM218 223L217 222H213V225H215L214 227H216V225H217ZM71 225V224H70ZM59 226V225H58ZM83 226V225H82ZM160 226V225H159ZM140 227H142V228H140ZM145 227V228H144ZM196 227V226H195ZM66 228V229H67ZM196 228V229H197ZM198 228V229H199ZM75 229H73V230H75ZM85 229V228H84ZM156 229H159V228H156ZM11 230V231H10ZM70 230V229H69ZM88 230V229H87ZM87 230H85V231H87ZM89 230H91V229H89ZM98 230H96L97 232H98ZM143 230V231H142ZM200 230V229H199ZM84 231V230H83ZM84 231V232H85ZM94 231H95V229L93 230V231H91V232H93L94 233ZM108 231V232H109ZM237 230L236 229H233V226H232V223H230L228 226H227V230H226V240L224 241V243H223V245L225 246V247H227V248H232V246L236 243V240L238 239V237H240L239 235H240V233H239V235H238V233L236 232ZM63 232H65L66 233V231H64L63 230ZM62 232V233H63ZM155 232H156V230H155ZM239 232V231H238ZM61 233V234H62ZM65 233L63 234V235H65ZM77 233V234H76ZM107 233V232H106ZM34 234H32V235H34ZM105 234V233H104ZM187 234V233H186ZM247 234V233H246ZM0 235H2V234H0ZM30 235V234H29ZM32 235L30 236L31 238H34V237H32ZM67 235V234H66ZM65 235V236H66ZM92 235V234H91ZM90 235V236H91ZM107 235V234H106ZM4 236V235H3ZM64 236V237H65ZM71 237H72V235H70ZM77 236V237H76ZM89 236V235H88ZM89 236V237H90ZM137 236V237H136ZM160 236V235H159ZM192 237H193V235H191ZM195 236V235H194ZM1 237V236H0ZM16 237V238H15ZM29 237V238H30ZM59 237V236H58ZM60 237H62L61 235H60ZM68 237V236H67ZM92 237H93V235H92ZM101 237V238H100ZM107 237V236H106ZM3 239H7V238H5V237H2ZM39 238V239H38ZM66 238V237H65ZM73 238V237H72ZM130 238V239H131ZM195 238V237H194ZM193 238V239H194ZM241 238H243L244 240L242 241L243 242V246H245V248L244 249H246V248H248V251H249V247H251L250 246V242H249V240L248 239H246L245 238V236L241 233V237H240V239ZM48 239V240H47ZM92 239V238H91ZM106 239V240H105ZM130 239H128V240H130ZM147 240L146 241V243H145V241L143 242V240ZM190 240H191V238H189ZM197 239V238H196ZM2 239L0 238V241H1ZM29 240V239H28ZM90 240V239H89ZM116 240L118 241V238H116ZM116 240H115V242L114 243H116V244H118V245H120L119 243H117L116 242ZM127 240V239H126ZM127 240V241H128ZM132 240V239H131ZM130 240V241H131ZM133 240V241H134ZM139 240V241H140ZM158 240V239H157ZM199 241H197V243H200V244H203V243H205L204 241H206V242H209V241H211L210 243H213V242H215L216 244L218 243L219 244V242H217L216 241V237H214V235L213 234H205V235H202L199 239H198ZM208 240V241H207ZM6 241V240H5ZM61 241V242H60ZM88 241V240H87ZM94 241H95V239H94ZM112 241V240H111ZM149 241H153L151 244L149 243ZM155 241V242H154ZM91 242V241H90ZM162 242V241H161ZM179 242V244H178V246H177V244L176 243H178ZM32 243V242H31ZM93 243V242H92ZM105 243V244H104ZM158 243V242H157ZM234 243V244H233ZM104 244V245H103ZM189 244V243H188ZM217 244V245H218ZM221 245H222V243H220ZM14 245V246H15ZM30 245H33V243L32 244H30ZM29 245V247H31ZM34 245H33V247H34ZM39 245V246H38ZM42 245V244H41ZM42 245V246H43ZM111 245V244H110ZM0 246H1V244H0ZM120 246H123V245H120ZM159 246V247H158ZM167 246H174L173 248L172 247H170V248H168V249H172V253H168L169 251H167L166 250V248L165 247H167ZM12 247V248H11ZM33 247H31V248H33ZM34 247V248H35ZM41 247V246H40ZM52 247H53V249H52ZM71 247V246H70ZM77 247V248H76ZM108 247V246H107ZM133 247V246H132ZM163 247V248H162ZM190 247V246H189ZM27 248H28V246H27ZM106 248V247H105ZM134 248V247H133ZM161 249V250H166L165 252H167V253H162V252H160L161 250H159V249ZM185 248V247H184ZM16 249L14 250V251H16ZM77 249H81V253L79 254V256L76 258L75 257V253H76V251H77ZM98 249V250H99ZM107 249V248H106ZM105 249V251H107L108 249V251H109V253H108V256H110V258L105 262V263H103V264H113L114 263V261H115V258H116V246L115 245H111V246H109V248L106 250ZM193 249H196V248H193ZM5 250V249H4ZM3 250V251H4ZM103 250V249H102ZM118 250V249H117ZM135 250V249H134ZM247 250V249H246ZM42 251V252H41ZM54 251V252H55ZM107 251V252H108ZM185 251H187V250H185ZM184 251V252H185ZM193 251V250H192ZM18 252V251H17ZM21 252H23V251H21ZM182 252V251H181ZM247 251H243L242 252V254H241V260H244V259H247L246 261V263H250V260L252 259L253 260V258H250L249 259V261H248V256H247V254L248 253H246ZM24 254H25V252H23ZM23 253H21L23 256H24V254ZM30 253V252H29ZM86 253V252H85ZM200 253V252H199ZM198 252H197V250H194L193 252H192V255H191V257H189V258H191V259H181V263L182 264H187V263H189V262H191V261H189V260H195V262L196 261H198L197 263H199V261H203V260H208L207 258H204L203 259V257H202V255L201 254H199ZM32 254V253H31ZM50 254V253H49ZM166 254V255H165ZM21 255V258L23 257ZM29 254H28V252H27V254L25 255V258H29V257H26V256H28ZM53 255V254H52ZM60 255H61V253H60ZM201 255V256H200ZM30 256V255H29ZM75 257V258H74ZM159 257H163V259L161 260H158L157 261V258H159ZM24 258V257H23ZM22 258V259H23ZM34 258V259H35ZM197 258V259H196ZM199 258H202L201 260H199ZM209 258V257H208ZM46 261V262H43L44 260ZM211 259V258H210ZM30 261H31V259H29ZM165 260V261H164ZM251 260V261H252ZM257 260H259V262L258 261H256L257 263H255V264H258V263H260V259L259 258H257ZM12 261V262H11ZM28 261V260H27ZM85 261V262H84ZM154 261H156V262H154ZM161 261H163V262H161ZM175 261V260H174ZM50 262V263H49ZM161 262V263H160ZM28 263H30V262H27L26 264H28ZM153 263H151V264H153ZM197 263H195V264H197ZM18 264V263H17ZM261 264H262V262H261ZM264 264V263H263Z\"/></svg>", "mask_w": 264, "mask_h": 264}]
</instances>
